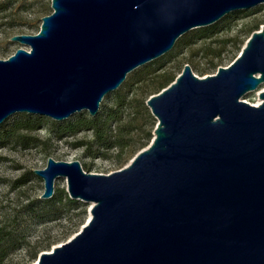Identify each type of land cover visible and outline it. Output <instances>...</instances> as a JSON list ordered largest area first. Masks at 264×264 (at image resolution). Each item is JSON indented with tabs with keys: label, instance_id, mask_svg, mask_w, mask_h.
Listing matches in <instances>:
<instances>
[{
	"label": "water",
	"instance_id": "obj_1",
	"mask_svg": "<svg viewBox=\"0 0 264 264\" xmlns=\"http://www.w3.org/2000/svg\"><path fill=\"white\" fill-rule=\"evenodd\" d=\"M264 0H52L27 48L0 59V124L16 113L56 121L88 111L128 74L192 29ZM229 66L205 78L190 66L152 95L151 143L112 174L50 157L44 199L67 178L92 204L81 232L37 264H264V26Z\"/></svg>",
	"mask_w": 264,
	"mask_h": 264
},
{
	"label": "rangeland",
	"instance_id": "obj_2",
	"mask_svg": "<svg viewBox=\"0 0 264 264\" xmlns=\"http://www.w3.org/2000/svg\"><path fill=\"white\" fill-rule=\"evenodd\" d=\"M0 2H5L7 6L0 11V59H7L19 48L29 50L26 46L13 42L12 38L19 34L38 33L42 19L53 12L52 0ZM263 26L264 3L255 8L229 13L217 23L207 26L211 28L207 35H203L207 27L192 29L178 38L171 51L130 72L125 82L103 99L100 110L102 107H115L116 94L120 91L124 99L121 124L138 128L136 135H132L135 139L142 136L141 132L149 129H152L153 136L158 121L152 115L147 101L152 95L161 92V82L171 77L176 80L187 65L200 78L216 74L220 67L229 66L240 56L250 36ZM263 90L264 83L256 91L246 93L241 100L258 106L262 103L260 92ZM82 112L90 115L88 111ZM25 115L29 114L16 113L4 122L9 125ZM45 119V124L31 133L40 143L28 147L12 143L0 148V228L7 226V229L15 230L19 239L17 247L10 250L0 264H34L40 253L51 252L54 247L74 238L90 217L92 204L86 201L76 200L79 203L77 207L66 202L57 205V209L53 203L51 207L47 205L50 199L42 197L45 193L44 180L35 170L45 169L50 157L62 162L79 161L85 172L112 174L127 167L137 153L145 149L132 144L124 149L121 156L114 148L107 153L108 158H92L85 154L83 147L74 145L81 140H93L91 131L82 130L60 138L53 135V124L50 122L59 121L50 117ZM24 180L26 182L22 184ZM67 187V178L55 180V192L70 198Z\"/></svg>",
	"mask_w": 264,
	"mask_h": 264
},
{
	"label": "trees",
	"instance_id": "obj_3",
	"mask_svg": "<svg viewBox=\"0 0 264 264\" xmlns=\"http://www.w3.org/2000/svg\"><path fill=\"white\" fill-rule=\"evenodd\" d=\"M5 2H0V11L6 9ZM211 30L210 27L205 28L203 35H207ZM189 40V39H188ZM175 79L165 78L161 82V88L167 87ZM117 103L115 107L107 109L102 107L100 112L96 116H90L85 112H80L75 117L67 119L64 122L50 121L53 124L52 132L54 136L64 137L65 135H73L82 130L91 131L93 134V140L86 141L81 140L74 145L78 148H84L86 155L92 158L104 157L108 158L107 154L110 150L116 148L119 152V156L122 155L124 149L130 147L132 144H138L139 149L146 148V146L153 139L152 129L143 131L141 129L142 136L135 139V131H138L137 127L121 124L122 109L124 105V99L121 96V92L116 94ZM46 122V119L37 115H25L24 118L14 121L12 124L3 122L0 124V148L7 144H20L28 147L33 144H38L40 141L31 136L34 130L41 128ZM116 124V125H115ZM134 133V134H132ZM26 181H22L24 184ZM66 202L70 206L77 207L79 203L76 200L66 198L60 193L54 192V195L47 205L51 207V203L57 205ZM15 230L7 229V226L0 228V263L7 256L10 250L17 247L18 236L14 233ZM36 259V255L34 256Z\"/></svg>",
	"mask_w": 264,
	"mask_h": 264
},
{
	"label": "bare ground",
	"instance_id": "obj_4",
	"mask_svg": "<svg viewBox=\"0 0 264 264\" xmlns=\"http://www.w3.org/2000/svg\"><path fill=\"white\" fill-rule=\"evenodd\" d=\"M261 104V103H260ZM255 106V105H254ZM38 263V261L37 262H35L34 264H37Z\"/></svg>",
	"mask_w": 264,
	"mask_h": 264
}]
</instances>
